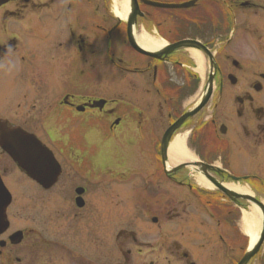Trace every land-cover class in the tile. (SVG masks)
<instances>
[{
  "label": "flooded vegetation",
  "instance_id": "1",
  "mask_svg": "<svg viewBox=\"0 0 264 264\" xmlns=\"http://www.w3.org/2000/svg\"><path fill=\"white\" fill-rule=\"evenodd\" d=\"M8 70L0 123L39 140L55 177L41 187L0 145V264L240 263L243 212H264V0H0Z\"/></svg>",
  "mask_w": 264,
  "mask_h": 264
},
{
  "label": "rangeland",
  "instance_id": "2",
  "mask_svg": "<svg viewBox=\"0 0 264 264\" xmlns=\"http://www.w3.org/2000/svg\"><path fill=\"white\" fill-rule=\"evenodd\" d=\"M19 80L16 75L10 70L4 71L0 74V115H6L9 117L13 106L16 103V100L19 96ZM14 191V188H12ZM15 195V194H14ZM16 205V203H14ZM16 207L14 206L9 215L11 217V222L18 227V219L16 215ZM128 204L120 203L115 207V210L121 212L129 210ZM138 210V208H137ZM22 223V222H21ZM28 224H31L30 222Z\"/></svg>",
  "mask_w": 264,
  "mask_h": 264
},
{
  "label": "bare ground",
  "instance_id": "3",
  "mask_svg": "<svg viewBox=\"0 0 264 264\" xmlns=\"http://www.w3.org/2000/svg\"><path fill=\"white\" fill-rule=\"evenodd\" d=\"M151 45L154 44L151 43ZM182 141V139H175L173 144L169 148L170 156L174 160H178L186 155L182 147ZM198 182L204 187L211 188L210 184H208L205 180L203 181L201 178L198 179ZM240 227L241 230L248 235L250 244H253L258 236V232L260 229L259 211L252 208L247 213L243 212L242 218L240 220Z\"/></svg>",
  "mask_w": 264,
  "mask_h": 264
},
{
  "label": "water",
  "instance_id": "4",
  "mask_svg": "<svg viewBox=\"0 0 264 264\" xmlns=\"http://www.w3.org/2000/svg\"><path fill=\"white\" fill-rule=\"evenodd\" d=\"M4 136H6V135H4ZM4 136H3V135H0V141L2 140V142H5L4 147L10 149V151H11V153H12L13 155L16 154V151H15L16 146H13V145L11 144V138H12V137H10L11 135H10L8 138H5ZM21 146H22V145H21ZM22 147L27 148V146H22ZM43 150H44V149H43ZM21 151H22V150H21ZM44 151H45V150H44ZM44 151L41 152V151H39V149H37L36 152H35V155H39V159H40V158H42V156H43V152H44ZM45 153H46V151H45ZM32 163H33V162H32ZM49 163H50V162H48V161H47V162L44 161L43 163H40V164H41V169H42V170H45L46 167H48ZM18 164H19V163H18ZM27 168H30V167H27ZM48 168H49V167H48ZM38 169H39V166H38ZM35 170H37V169H35ZM27 171L29 172V170H27ZM39 176H41V177L33 176V175H32V177H34V179H35L39 184H41L43 187H45V188H47L48 186H50L51 183H52V181H53V179H54V176H53V177H51V176H49V175H39ZM220 189H221L225 194L230 195V193H229L228 191H226L224 188H221V187H220ZM230 196H231V195H230ZM5 205H6V204H5ZM3 218H4V216H2V219H3ZM263 237H264V222H263L262 232H261V234H260L258 240L256 241V244L252 246L250 252H248V253L243 257L242 261H241L239 264H244L245 262H247V260L253 255V253L256 252L258 246H259L260 243L262 242Z\"/></svg>",
  "mask_w": 264,
  "mask_h": 264
}]
</instances>
